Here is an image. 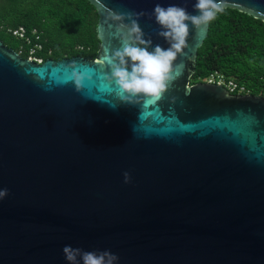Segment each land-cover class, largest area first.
Listing matches in <instances>:
<instances>
[{"label":"water","instance_id":"95a60500","mask_svg":"<svg viewBox=\"0 0 264 264\" xmlns=\"http://www.w3.org/2000/svg\"><path fill=\"white\" fill-rule=\"evenodd\" d=\"M86 1L98 15L93 60L37 64L0 41V264H67L65 246L117 264H264V97L190 83L208 23L189 24L180 74L158 100L128 101L102 68L128 35L116 25L143 12L148 50L167 49L154 7L198 15L196 0ZM218 2L264 22V0ZM74 66L93 70L79 92L66 79Z\"/></svg>","mask_w":264,"mask_h":264},{"label":"trees","instance_id":"16d2710c","mask_svg":"<svg viewBox=\"0 0 264 264\" xmlns=\"http://www.w3.org/2000/svg\"><path fill=\"white\" fill-rule=\"evenodd\" d=\"M98 15L86 0H0V37L16 52L22 44L6 29L36 31L43 60L72 57L93 60L99 48ZM23 59L27 54H21ZM217 72L264 97V22L233 9H222L209 22L197 52L191 84Z\"/></svg>","mask_w":264,"mask_h":264},{"label":"clouds","instance_id":"9594fccd","mask_svg":"<svg viewBox=\"0 0 264 264\" xmlns=\"http://www.w3.org/2000/svg\"><path fill=\"white\" fill-rule=\"evenodd\" d=\"M194 10L198 15H190L186 8L170 5L167 8L157 4L151 16L161 31L157 33L169 47L162 48L156 45L152 51L151 39H142V32L137 21L145 13L127 14L130 25L119 23L116 25V33L119 34L127 29V38L120 37L121 47L117 50L106 48L102 59V68L105 66L109 74L104 75V80L109 84L115 82L120 93L128 97V101L135 97H144L158 100L172 81L180 74L181 65L176 64L178 54L187 46L189 24L193 28L203 31L204 27L214 20L217 13L222 11L218 0H196ZM135 17V19H133ZM121 14H112L114 21H123ZM69 79L73 82L77 92L81 90L84 80H92L93 70L84 67L83 70L74 66L71 68ZM68 69H65V73ZM124 183L130 182L128 172L123 174ZM8 195L7 189H0V198ZM63 255L67 264H117L118 257L109 251L84 252L71 246L63 248Z\"/></svg>","mask_w":264,"mask_h":264},{"label":"built area","instance_id":"2783aa9c","mask_svg":"<svg viewBox=\"0 0 264 264\" xmlns=\"http://www.w3.org/2000/svg\"><path fill=\"white\" fill-rule=\"evenodd\" d=\"M4 28L0 26V30ZM6 32L22 44L19 46L18 54H27V60L41 64L44 60L42 57L37 56L41 51V44L39 43V35L36 31L27 33L25 29L19 27L17 29H6ZM202 83L216 84L223 86L226 90L233 95H249L248 91L241 85H238L231 79H226L223 75L214 72L210 74Z\"/></svg>","mask_w":264,"mask_h":264},{"label":"flooded vegetation","instance_id":"af4514ba","mask_svg":"<svg viewBox=\"0 0 264 264\" xmlns=\"http://www.w3.org/2000/svg\"><path fill=\"white\" fill-rule=\"evenodd\" d=\"M0 41L2 42L3 46H5L7 49L13 50L12 47H10L7 42L0 37ZM14 51V50H13ZM16 52V51H15ZM21 56V55H20ZM22 57V56H21Z\"/></svg>","mask_w":264,"mask_h":264}]
</instances>
